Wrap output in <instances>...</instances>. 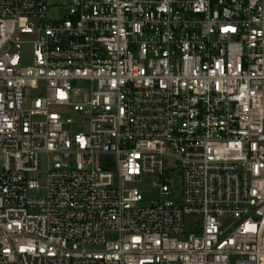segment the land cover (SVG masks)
I'll return each instance as SVG.
<instances>
[{
	"label": "built area",
	"instance_id": "2783aa9c",
	"mask_svg": "<svg viewBox=\"0 0 264 264\" xmlns=\"http://www.w3.org/2000/svg\"><path fill=\"white\" fill-rule=\"evenodd\" d=\"M0 264H264V0H0Z\"/></svg>",
	"mask_w": 264,
	"mask_h": 264
},
{
	"label": "rangeland",
	"instance_id": "374dc122",
	"mask_svg": "<svg viewBox=\"0 0 264 264\" xmlns=\"http://www.w3.org/2000/svg\"><path fill=\"white\" fill-rule=\"evenodd\" d=\"M47 1H48V5H51V4H54V3H61L63 0H47ZM71 130L75 131V130H77V128L76 127H72ZM38 162H39L40 165H42L44 163L43 156H40L39 157ZM156 196L157 195L154 192H146L144 194V200L145 201H148L150 199L155 198Z\"/></svg>",
	"mask_w": 264,
	"mask_h": 264
}]
</instances>
